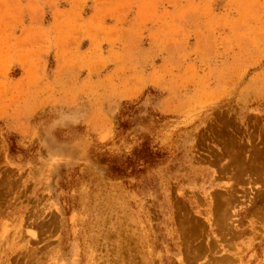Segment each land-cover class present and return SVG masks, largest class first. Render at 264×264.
I'll return each mask as SVG.
<instances>
[{
	"label": "rangeland",
	"instance_id": "374dc122",
	"mask_svg": "<svg viewBox=\"0 0 264 264\" xmlns=\"http://www.w3.org/2000/svg\"><path fill=\"white\" fill-rule=\"evenodd\" d=\"M0 264H264V0H0Z\"/></svg>",
	"mask_w": 264,
	"mask_h": 264
},
{
	"label": "trees",
	"instance_id": "16d2710c",
	"mask_svg": "<svg viewBox=\"0 0 264 264\" xmlns=\"http://www.w3.org/2000/svg\"><path fill=\"white\" fill-rule=\"evenodd\" d=\"M141 159H142V160H144V162H149V160H148V159H146V160H145V159H143V157H141Z\"/></svg>",
	"mask_w": 264,
	"mask_h": 264
}]
</instances>
